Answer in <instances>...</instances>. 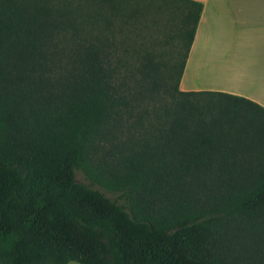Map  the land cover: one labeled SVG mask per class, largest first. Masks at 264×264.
<instances>
[{
    "label": "trees",
    "instance_id": "trees-1",
    "mask_svg": "<svg viewBox=\"0 0 264 264\" xmlns=\"http://www.w3.org/2000/svg\"><path fill=\"white\" fill-rule=\"evenodd\" d=\"M129 1L0 0V264H264V107L180 90L199 1L115 51Z\"/></svg>",
    "mask_w": 264,
    "mask_h": 264
},
{
    "label": "crops",
    "instance_id": "crops-1",
    "mask_svg": "<svg viewBox=\"0 0 264 264\" xmlns=\"http://www.w3.org/2000/svg\"><path fill=\"white\" fill-rule=\"evenodd\" d=\"M196 1L202 9L180 90L221 91L264 107V0Z\"/></svg>",
    "mask_w": 264,
    "mask_h": 264
},
{
    "label": "rangeland",
    "instance_id": "rangeland-1",
    "mask_svg": "<svg viewBox=\"0 0 264 264\" xmlns=\"http://www.w3.org/2000/svg\"><path fill=\"white\" fill-rule=\"evenodd\" d=\"M131 6L138 5V9L133 13H125L122 11L113 15V26L111 32L115 42V51H158L172 52L173 49L183 53L185 44H181L176 34H173V28L168 21L169 8L164 7L162 0H156L149 3L145 0H130ZM136 5H133L135 4ZM150 6H148V5ZM148 6V7H147ZM172 31H171V30ZM170 35V37H168ZM176 36L175 37H173ZM228 141L237 146L241 132L229 131L226 133ZM98 159H107L104 152L99 151ZM100 159L98 160L100 162ZM76 180L90 183L89 179L84 175L82 170L77 169ZM107 196L112 198L118 197V193L108 191L102 186H97ZM123 201V200H122ZM67 264H80L76 261H69Z\"/></svg>",
    "mask_w": 264,
    "mask_h": 264
}]
</instances>
